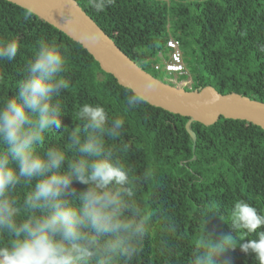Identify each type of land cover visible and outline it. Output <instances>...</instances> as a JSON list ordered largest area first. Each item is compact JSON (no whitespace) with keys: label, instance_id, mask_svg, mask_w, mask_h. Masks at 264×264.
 I'll return each instance as SVG.
<instances>
[{"label":"trees","instance_id":"trees-1","mask_svg":"<svg viewBox=\"0 0 264 264\" xmlns=\"http://www.w3.org/2000/svg\"><path fill=\"white\" fill-rule=\"evenodd\" d=\"M75 1L131 61L158 81L166 84L165 72L155 67L168 61L166 43L174 39L188 72L176 79L191 80L184 90L211 86L222 95L236 93L264 103V0H114L100 13L87 0ZM24 15L25 9L0 0V40L19 43L17 57L0 64V100L14 94L38 42L55 39L68 57L70 86L61 93V128L46 133L45 143H61L68 131L80 127L76 113L84 103L102 104L110 117L125 119L119 143L128 147L121 156L133 176L148 175L139 192L140 206L145 212L160 209L174 224L168 232L146 215L149 235L134 264H189L205 230L217 239L236 235L241 243L256 238L242 230L235 233L230 221L238 200L264 213L261 128L223 118L211 126L192 122L193 142L185 128L187 117L147 103L128 109L129 89L104 73L78 43L33 14L28 20ZM216 259L217 264H257L255 254H245L239 246Z\"/></svg>","mask_w":264,"mask_h":264},{"label":"clouds","instance_id":"clouds-1","mask_svg":"<svg viewBox=\"0 0 264 264\" xmlns=\"http://www.w3.org/2000/svg\"><path fill=\"white\" fill-rule=\"evenodd\" d=\"M113 2L87 0L97 13ZM31 16L26 9L24 19ZM18 51V39L0 40V64L13 61ZM67 62L60 43L41 39L14 94L0 100V264H134L149 235L146 215L174 231L160 209L145 212L140 206L148 175L133 176L121 156L128 147L119 143L123 117L84 103L76 113L80 127L61 143H45L65 116ZM129 91L128 109L145 103L144 90L130 84ZM230 227L256 238L241 243L236 235L217 239L205 230L189 264H217V257L237 246L264 264V213L238 200Z\"/></svg>","mask_w":264,"mask_h":264},{"label":"water","instance_id":"water-1","mask_svg":"<svg viewBox=\"0 0 264 264\" xmlns=\"http://www.w3.org/2000/svg\"><path fill=\"white\" fill-rule=\"evenodd\" d=\"M5 1L30 9L34 16L78 43L119 86L129 89L131 84L144 90L148 105L187 117L185 128L193 142L195 134L189 128L192 122L211 126L220 118L240 120L264 131V103L236 93L222 95L211 86L186 91L158 81L131 61L75 0Z\"/></svg>","mask_w":264,"mask_h":264},{"label":"built area","instance_id":"built-area-1","mask_svg":"<svg viewBox=\"0 0 264 264\" xmlns=\"http://www.w3.org/2000/svg\"><path fill=\"white\" fill-rule=\"evenodd\" d=\"M166 47L169 51L168 61L164 62L163 66L157 65L155 69H161L162 71L174 76L184 74L185 68L179 42L177 40L170 39L167 41Z\"/></svg>","mask_w":264,"mask_h":264},{"label":"rangeland","instance_id":"rangeland-1","mask_svg":"<svg viewBox=\"0 0 264 264\" xmlns=\"http://www.w3.org/2000/svg\"><path fill=\"white\" fill-rule=\"evenodd\" d=\"M185 72L188 73L186 70H185ZM176 77L177 76H174V75H171V74H168L165 72L163 80L166 82V84H171V85L179 87V88L189 87L191 85L190 77H188L184 81H178L176 79Z\"/></svg>","mask_w":264,"mask_h":264}]
</instances>
